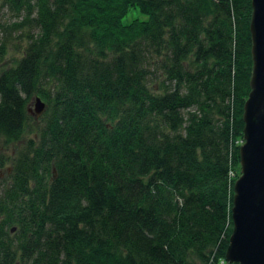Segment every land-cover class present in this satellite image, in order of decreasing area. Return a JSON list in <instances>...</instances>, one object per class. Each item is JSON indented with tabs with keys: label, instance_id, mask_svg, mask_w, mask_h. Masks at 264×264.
Here are the masks:
<instances>
[{
	"label": "trees",
	"instance_id": "trees-1",
	"mask_svg": "<svg viewBox=\"0 0 264 264\" xmlns=\"http://www.w3.org/2000/svg\"><path fill=\"white\" fill-rule=\"evenodd\" d=\"M4 4L25 44L4 65L0 43V264L225 263L250 0Z\"/></svg>",
	"mask_w": 264,
	"mask_h": 264
},
{
	"label": "water",
	"instance_id": "water-1",
	"mask_svg": "<svg viewBox=\"0 0 264 264\" xmlns=\"http://www.w3.org/2000/svg\"><path fill=\"white\" fill-rule=\"evenodd\" d=\"M251 74L243 103L239 175L233 182L231 232L224 259L229 264H264V0H250ZM38 116L44 102L33 98Z\"/></svg>",
	"mask_w": 264,
	"mask_h": 264
},
{
	"label": "rangeland",
	"instance_id": "rangeland-1",
	"mask_svg": "<svg viewBox=\"0 0 264 264\" xmlns=\"http://www.w3.org/2000/svg\"><path fill=\"white\" fill-rule=\"evenodd\" d=\"M133 18L145 20L147 18V15L139 12L137 9H131L128 10L126 15L122 17V22L126 23ZM20 19L21 18L18 15H15L9 11V9L4 4V0H0V43H5L7 48V51L2 60V63L4 65L11 64L13 59L19 56V52L25 44L24 36H22V34H25V32L22 29H15L13 27V23L20 21ZM32 107L33 98L28 102L27 108L32 111ZM15 149V144H6L3 142V140L0 139V153L9 155L15 152ZM5 168H7V166L0 169L2 177H4L5 175ZM230 174L234 176L233 171H231ZM220 264H226V261L225 263L220 261Z\"/></svg>",
	"mask_w": 264,
	"mask_h": 264
}]
</instances>
